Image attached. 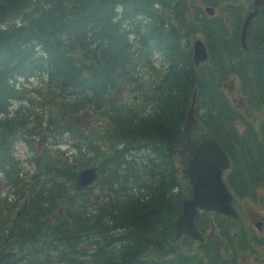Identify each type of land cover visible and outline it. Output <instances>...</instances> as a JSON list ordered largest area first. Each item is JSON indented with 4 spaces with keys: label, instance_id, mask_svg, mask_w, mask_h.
Returning a JSON list of instances; mask_svg holds the SVG:
<instances>
[{
    "label": "trees",
    "instance_id": "1",
    "mask_svg": "<svg viewBox=\"0 0 264 264\" xmlns=\"http://www.w3.org/2000/svg\"><path fill=\"white\" fill-rule=\"evenodd\" d=\"M245 4L209 17L196 0H0V192L15 197L0 198V264H228L225 247L249 235L241 219L214 218L221 240L205 234L193 254L174 240L190 190L175 150L196 89L194 139L224 148L237 196L264 184V16L243 49ZM195 34L209 52L198 66ZM87 165L98 178L77 187Z\"/></svg>",
    "mask_w": 264,
    "mask_h": 264
},
{
    "label": "water",
    "instance_id": "2",
    "mask_svg": "<svg viewBox=\"0 0 264 264\" xmlns=\"http://www.w3.org/2000/svg\"><path fill=\"white\" fill-rule=\"evenodd\" d=\"M255 4H264V0H255ZM249 18L246 19L241 29V44L245 45L246 29ZM207 53L203 43L196 40L193 44V59L195 63L204 60ZM194 98L188 108L187 118L184 122L181 148L182 155L187 153L188 163L182 169L181 178L189 180L192 192L189 198L183 200L181 213L174 219L176 237L186 234L192 238L201 239L195 227L194 218L198 209L215 210L235 217L236 212L231 205L232 195L221 178L223 168L227 167V157L220 145L211 137L195 142L192 130L198 126L194 115ZM95 178V167L83 169L77 176L79 185H86Z\"/></svg>",
    "mask_w": 264,
    "mask_h": 264
},
{
    "label": "flooded vegetation",
    "instance_id": "3",
    "mask_svg": "<svg viewBox=\"0 0 264 264\" xmlns=\"http://www.w3.org/2000/svg\"><path fill=\"white\" fill-rule=\"evenodd\" d=\"M254 220V219H253ZM258 221V222H257ZM260 221V222H259ZM257 222L258 229L257 232H261V235L253 233L254 228H252V233L246 237V240L242 246L243 256L239 259L235 258V255L231 256L228 264H264V217L257 218L254 223ZM233 246V244H231ZM246 260V261H245Z\"/></svg>",
    "mask_w": 264,
    "mask_h": 264
},
{
    "label": "rangeland",
    "instance_id": "4",
    "mask_svg": "<svg viewBox=\"0 0 264 264\" xmlns=\"http://www.w3.org/2000/svg\"><path fill=\"white\" fill-rule=\"evenodd\" d=\"M41 79H43L41 75H38L34 78H30L29 80L22 79L21 81L27 86L35 87L42 82ZM18 155L23 159L28 157V152L22 145L18 146ZM27 168H30V165H28ZM252 197L253 199L245 198L242 202L243 215L248 216L251 219L252 217L264 215V192L256 191Z\"/></svg>",
    "mask_w": 264,
    "mask_h": 264
},
{
    "label": "bare ground",
    "instance_id": "5",
    "mask_svg": "<svg viewBox=\"0 0 264 264\" xmlns=\"http://www.w3.org/2000/svg\"><path fill=\"white\" fill-rule=\"evenodd\" d=\"M179 7V6H178ZM243 14V13H242ZM166 24V23H165ZM249 47V46H248ZM161 58V57H160ZM136 76V75H135ZM140 83V82H139ZM146 92V91H145ZM100 129V128H99ZM23 155V154H22ZM264 254V253H263ZM246 261V260H245Z\"/></svg>",
    "mask_w": 264,
    "mask_h": 264
}]
</instances>
